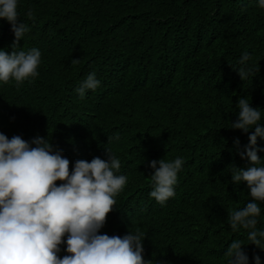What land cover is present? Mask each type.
<instances>
[{"label": "trees", "instance_id": "1", "mask_svg": "<svg viewBox=\"0 0 264 264\" xmlns=\"http://www.w3.org/2000/svg\"><path fill=\"white\" fill-rule=\"evenodd\" d=\"M17 12L29 31L14 50L38 49L40 64L19 86L0 82V133L29 142L48 137L70 171L77 160L107 159L110 149L121 161L117 174L128 179L100 234L139 231L150 264H227L233 240L245 244L248 264L255 256L264 264V249L228 222L251 199L245 183L231 182L232 165L249 166L239 152L254 131L231 128L239 98L261 110L264 128L258 0H17ZM13 40L0 19V49L10 53ZM245 52L253 76L242 81L236 70ZM90 73L99 87L81 98L76 89ZM256 147L264 166V138ZM178 157L184 164L175 195L161 205L149 195L148 164ZM258 204L256 229L264 231Z\"/></svg>", "mask_w": 264, "mask_h": 264}, {"label": "clouds", "instance_id": "2", "mask_svg": "<svg viewBox=\"0 0 264 264\" xmlns=\"http://www.w3.org/2000/svg\"><path fill=\"white\" fill-rule=\"evenodd\" d=\"M258 7L264 9V0H258ZM26 15L34 19L31 10ZM0 19L11 25L14 34L12 51L0 49V82L14 80L19 86L38 75L41 53L36 48L14 50L29 31V26L18 18L17 0H0ZM249 59L245 52L239 60L236 72L242 81L253 76V69L247 66ZM99 84L95 73H90L76 91L83 98L87 90L94 91ZM237 108L238 116L231 128L244 133L254 131L239 152L249 166L241 169L232 165L231 182L245 183L251 199L244 207L232 210L228 222L233 232L247 230L249 243L264 249V231L256 229L261 214L258 202H264V166H259L261 157L256 147L257 137L264 138L259 123L261 110L251 107L247 98H239ZM234 143L238 145L239 141ZM105 152L107 159L77 160L70 171V161L61 150L53 149L48 137L37 136L29 142L0 133V264H150L143 258L145 236L139 231H128L123 237L100 234L116 205V195L128 179L117 174L121 161L110 149ZM183 164L179 157L149 162L153 182L149 195L157 203L163 205L174 197ZM61 244H66L67 254L63 257L58 255ZM242 245L240 240L228 245L227 264H248ZM253 259L260 264L259 256Z\"/></svg>", "mask_w": 264, "mask_h": 264}]
</instances>
